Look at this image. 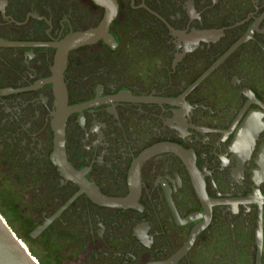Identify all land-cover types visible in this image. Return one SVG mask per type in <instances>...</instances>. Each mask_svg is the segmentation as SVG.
<instances>
[{
	"label": "flooded vegetation",
	"instance_id": "1",
	"mask_svg": "<svg viewBox=\"0 0 264 264\" xmlns=\"http://www.w3.org/2000/svg\"><path fill=\"white\" fill-rule=\"evenodd\" d=\"M0 168L66 264H264V0H0Z\"/></svg>",
	"mask_w": 264,
	"mask_h": 264
},
{
	"label": "rangeland",
	"instance_id": "2",
	"mask_svg": "<svg viewBox=\"0 0 264 264\" xmlns=\"http://www.w3.org/2000/svg\"><path fill=\"white\" fill-rule=\"evenodd\" d=\"M27 196L19 186L11 181L6 172L0 168V213L11 226L16 235L26 242L29 251L40 264H66L63 259L67 253L62 252L51 238H28V231L35 221L28 217Z\"/></svg>",
	"mask_w": 264,
	"mask_h": 264
},
{
	"label": "water",
	"instance_id": "3",
	"mask_svg": "<svg viewBox=\"0 0 264 264\" xmlns=\"http://www.w3.org/2000/svg\"><path fill=\"white\" fill-rule=\"evenodd\" d=\"M97 3H101V0H94ZM111 15V14H110ZM108 15V16H110ZM105 24L96 30H91L83 33L76 34L73 42L79 44L84 43L87 39L93 37H104L105 36ZM64 63V60L62 61ZM62 63V65H63ZM64 115H61L60 119L54 124V130L56 135V153L59 154L58 164L61 169H67L65 159H63V141H64ZM91 198L100 203L111 206H121L123 203L121 200L108 199L97 193L91 195ZM49 220L44 221L42 224L36 226L30 233L31 237L36 236L40 233ZM28 235V234H27ZM0 264H39L28 248L21 242L19 237L13 231L11 226L7 223L5 218L0 213Z\"/></svg>",
	"mask_w": 264,
	"mask_h": 264
},
{
	"label": "bare ground",
	"instance_id": "4",
	"mask_svg": "<svg viewBox=\"0 0 264 264\" xmlns=\"http://www.w3.org/2000/svg\"><path fill=\"white\" fill-rule=\"evenodd\" d=\"M20 239V238H19ZM21 240V239H20ZM21 242L28 248V246H27V244H26V242L25 241H23V240H21ZM28 250H29V248H28Z\"/></svg>",
	"mask_w": 264,
	"mask_h": 264
}]
</instances>
